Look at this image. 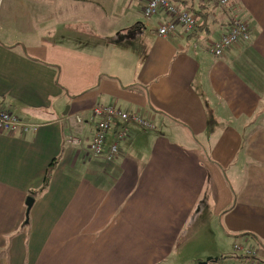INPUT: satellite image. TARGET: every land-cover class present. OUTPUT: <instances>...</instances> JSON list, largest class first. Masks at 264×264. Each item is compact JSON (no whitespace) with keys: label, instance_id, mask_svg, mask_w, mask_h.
Returning <instances> with one entry per match:
<instances>
[{"label":"crops","instance_id":"1","mask_svg":"<svg viewBox=\"0 0 264 264\" xmlns=\"http://www.w3.org/2000/svg\"><path fill=\"white\" fill-rule=\"evenodd\" d=\"M233 1L249 39L213 56L228 15L205 0H173L197 26L166 36L147 0H0V108L37 126L0 131V264L264 258V0ZM96 105L148 125L93 156Z\"/></svg>","mask_w":264,"mask_h":264},{"label":"built area","instance_id":"2","mask_svg":"<svg viewBox=\"0 0 264 264\" xmlns=\"http://www.w3.org/2000/svg\"><path fill=\"white\" fill-rule=\"evenodd\" d=\"M226 15H228V30L218 39L211 41L207 45V51L213 56H220L224 50L238 41L249 39V28L246 22L238 16L237 6L230 0H210ZM163 11L168 19L161 22L156 31L160 36H166L174 31L177 25L182 29L191 33L197 26L196 16L186 8H179L173 0H147L143 7L144 16H151ZM92 115L97 118L96 127L92 138L88 144V150L91 155L98 156L103 153V146L106 141V134L115 120H135L142 125H148L144 120L140 119L132 112H124L121 109L111 105H96L92 107ZM76 120L80 121V117L76 115ZM37 126L22 121L12 112L0 108V131L5 132H28L35 131ZM125 135V129H120L116 133V138L119 139ZM72 144L79 143L76 138H69ZM117 152V143L114 142L107 146V158H112ZM235 249H240L238 245H234ZM242 249V248H241ZM247 258L233 264H255L256 252L249 249H243ZM207 264V263H205Z\"/></svg>","mask_w":264,"mask_h":264},{"label":"rangeland","instance_id":"3","mask_svg":"<svg viewBox=\"0 0 264 264\" xmlns=\"http://www.w3.org/2000/svg\"><path fill=\"white\" fill-rule=\"evenodd\" d=\"M10 133H14V132H10ZM207 232L208 231H204L203 230L201 233L206 234ZM213 238L215 239V234H214V237ZM214 242H217V241L215 240ZM238 244H239L240 249H235L234 248L235 246H233V244L230 243V245L228 246V250H227L228 252H227V254L222 255V256H219V257H217V261H215V262H210L209 261V262H207V264H228V263H230V262H232L234 260L236 261V259L234 257L235 254L232 256V253H236V254H239V252L240 253L241 252L243 253V251H242L243 248L241 249V246H244L245 249L248 247V245H241V242H239ZM238 244H236V245H238ZM253 246L257 247L256 245H253ZM252 248H250V250L256 252L255 264H264V258L263 259L261 258L260 252H259V250L262 249V248L261 247H258L259 250H255V249H252ZM204 259H206V258H204ZM198 263L199 262H195V264H198Z\"/></svg>","mask_w":264,"mask_h":264},{"label":"trees","instance_id":"4","mask_svg":"<svg viewBox=\"0 0 264 264\" xmlns=\"http://www.w3.org/2000/svg\"><path fill=\"white\" fill-rule=\"evenodd\" d=\"M204 1V0H203ZM205 1H207L206 2V4L205 5H207V3L209 4V2L210 3H212V5H214V7H216V5H215V3L214 2H211L210 0H205ZM231 2H233V4H235L236 5V2L235 1H233V0H230ZM206 8L207 9H205V10H198V13H200L201 15H202V17L204 18V16H206L207 15V13H208V9H209V6L207 7L206 6ZM52 167V163L49 165V167H48V169H47V172H46V174H45V176H44V182H43V185L44 184H46L47 183V181H48V176H49V171H50V168ZM245 258H247V255H245L244 254V252L242 253H239L237 256H236V259H241V260H243V259H245ZM255 260H256V258H255ZM205 262V261H204ZM209 262V261H208ZM210 262H212V261H210ZM207 263V262H206ZM205 264V263H204Z\"/></svg>","mask_w":264,"mask_h":264},{"label":"water","instance_id":"5","mask_svg":"<svg viewBox=\"0 0 264 264\" xmlns=\"http://www.w3.org/2000/svg\"><path fill=\"white\" fill-rule=\"evenodd\" d=\"M32 201H33V198H32L31 196H28V197L26 198V201H25L26 206H27V207H26V213H28V210H29V208H30V206H31ZM208 261L215 262V261H217V257H207L204 263H206V262H208Z\"/></svg>","mask_w":264,"mask_h":264}]
</instances>
